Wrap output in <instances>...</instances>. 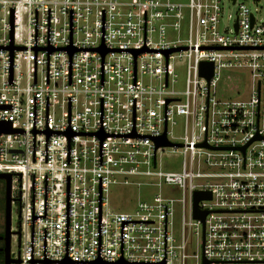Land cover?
Segmentation results:
<instances>
[{
	"label": "built area",
	"instance_id": "built-area-1",
	"mask_svg": "<svg viewBox=\"0 0 264 264\" xmlns=\"http://www.w3.org/2000/svg\"><path fill=\"white\" fill-rule=\"evenodd\" d=\"M260 1L253 11L239 0H0V123L18 131L0 135L20 218L14 260L264 264ZM226 3L238 7L231 26ZM237 73L249 76L246 99L231 98ZM164 134L181 147L156 149ZM166 149L183 157L180 171L163 170ZM164 185L183 197L110 207L112 186ZM196 192L211 194L197 206L205 232Z\"/></svg>",
	"mask_w": 264,
	"mask_h": 264
},
{
	"label": "rangeland",
	"instance_id": "rangeland-1",
	"mask_svg": "<svg viewBox=\"0 0 264 264\" xmlns=\"http://www.w3.org/2000/svg\"><path fill=\"white\" fill-rule=\"evenodd\" d=\"M246 3L253 11H255L254 0H239V3ZM259 10L257 12L258 19L264 18V2L261 0L259 5ZM238 7L226 3L225 6V17L224 23L226 26H231L236 18ZM222 27L224 28V25ZM222 28V29H223ZM177 74L180 79V87H184L186 79L185 68H178ZM234 76H240L241 83L239 84L240 92L239 94H233L231 98H248V92L251 89V82L249 81V76L247 73H237ZM228 84H231L228 82ZM228 86L221 84L219 87V93L223 94L224 90H228ZM230 96V95H229ZM174 136L177 138L183 137V127L181 121L178 120V125L174 128ZM183 163V157L178 153H172L169 149H166L161 158V164L164 171H180ZM163 194L165 197H170L174 199H181L183 197L182 191L176 186H166L164 185L161 191L154 188H138L129 186H112L109 193V203L112 210L116 212H132L136 209L139 202L151 201L157 194ZM1 213L4 222L5 214V204L3 203L1 208ZM19 214L18 206H13L12 210V230L17 231L19 229ZM174 229L178 237L181 235V217L177 213L174 219ZM193 239L190 237L189 245H193L191 253L197 252V245L193 244ZM18 238H12V254H17L18 252Z\"/></svg>",
	"mask_w": 264,
	"mask_h": 264
},
{
	"label": "water",
	"instance_id": "water-1",
	"mask_svg": "<svg viewBox=\"0 0 264 264\" xmlns=\"http://www.w3.org/2000/svg\"><path fill=\"white\" fill-rule=\"evenodd\" d=\"M11 18H12V27H13V11H12ZM15 49L20 50L21 48L13 47V46L11 47L12 51ZM69 52L72 55L75 52V49H69ZM106 53L107 51H103V56H105ZM200 73L202 76H205L208 80H210L213 76V64L212 63H202ZM169 102L170 101L168 100L166 103L168 104ZM14 132H18V131L13 130L10 123H0V135L1 134H11ZM106 137L107 136H102V139L104 140ZM256 139H258V137ZM202 146H206V144ZM160 147H181V145L171 143L170 141L167 140V137L164 134V136L156 140V149ZM245 149L246 148H243L242 151L245 152ZM12 177L13 176L11 174H1L0 173V179L5 182V226H6V237L8 238V241L10 240L11 235L15 234L12 231V203H13ZM209 199H211L210 193L196 192L194 194V219L202 222L204 232H205V218L207 216V212H201L197 206L200 201L209 200ZM10 262L13 264H19L18 260H11ZM204 264H208V262L205 260Z\"/></svg>",
	"mask_w": 264,
	"mask_h": 264
},
{
	"label": "flooded vegetation",
	"instance_id": "flooded-vegetation-1",
	"mask_svg": "<svg viewBox=\"0 0 264 264\" xmlns=\"http://www.w3.org/2000/svg\"><path fill=\"white\" fill-rule=\"evenodd\" d=\"M3 203L5 204V182L0 179V264H13L10 261L14 260L12 256V238L15 234L11 235L9 243L8 238L6 237L5 216L3 222L1 213Z\"/></svg>",
	"mask_w": 264,
	"mask_h": 264
}]
</instances>
